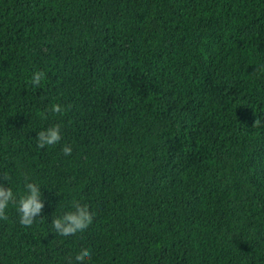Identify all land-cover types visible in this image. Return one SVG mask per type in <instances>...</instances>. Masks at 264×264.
<instances>
[{
    "label": "trees",
    "instance_id": "obj_1",
    "mask_svg": "<svg viewBox=\"0 0 264 264\" xmlns=\"http://www.w3.org/2000/svg\"><path fill=\"white\" fill-rule=\"evenodd\" d=\"M26 181L0 264H264V0H0V184ZM74 202L93 223L56 235Z\"/></svg>",
    "mask_w": 264,
    "mask_h": 264
},
{
    "label": "clouds",
    "instance_id": "obj_2",
    "mask_svg": "<svg viewBox=\"0 0 264 264\" xmlns=\"http://www.w3.org/2000/svg\"><path fill=\"white\" fill-rule=\"evenodd\" d=\"M44 78L42 71H37L32 74L31 84L34 87H39L41 81ZM54 113H62L64 109L60 104H53L50 109ZM261 121L255 119L252 127L259 126ZM62 139L61 126L55 124L45 130L38 132L36 137L37 146L44 148L45 146H52L58 144ZM62 152L66 156H70L72 148L69 145H65L62 148ZM5 179H9L7 174ZM25 192L17 199L11 188H5L0 184V219L7 220L6 209L9 204H15L16 210L20 215V224L26 227H30L36 217L39 216L45 204L42 200L41 187L33 182H25ZM73 211L65 212L62 216L55 218L52 221V227L54 233L60 236H71L78 232H84L93 223V214L87 205L80 204L78 202L73 203ZM91 258V252L88 249H81L80 252L74 257L75 264H86V261Z\"/></svg>",
    "mask_w": 264,
    "mask_h": 264
}]
</instances>
